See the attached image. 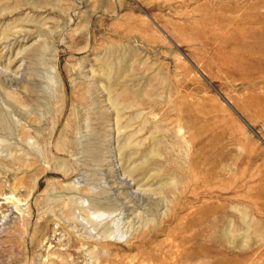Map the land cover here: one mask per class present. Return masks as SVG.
<instances>
[{
  "label": "rangeland",
  "instance_id": "1",
  "mask_svg": "<svg viewBox=\"0 0 264 264\" xmlns=\"http://www.w3.org/2000/svg\"><path fill=\"white\" fill-rule=\"evenodd\" d=\"M0 264H264V0H0Z\"/></svg>",
  "mask_w": 264,
  "mask_h": 264
},
{
  "label": "bare ground",
  "instance_id": "2",
  "mask_svg": "<svg viewBox=\"0 0 264 264\" xmlns=\"http://www.w3.org/2000/svg\"><path fill=\"white\" fill-rule=\"evenodd\" d=\"M79 110H80V109H79ZM81 113H82V112H81ZM82 117H83V116H82ZM79 119H80V118H79ZM82 119H84V118H82ZM82 119H81V121H83ZM75 120H76V119H75ZM75 122H77V121H75ZM84 122H85V121H84ZM3 129H4V128H3Z\"/></svg>",
  "mask_w": 264,
  "mask_h": 264
}]
</instances>
